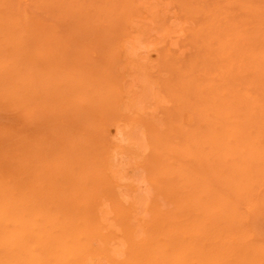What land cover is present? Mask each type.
<instances>
[{"label":"rangeland","instance_id":"374dc122","mask_svg":"<svg viewBox=\"0 0 264 264\" xmlns=\"http://www.w3.org/2000/svg\"><path fill=\"white\" fill-rule=\"evenodd\" d=\"M1 64L9 65V69L5 71L0 68V161L3 160L0 165L14 163L17 159L24 164L27 162L25 160H29V157L25 158L28 156L26 153H46L56 149L65 155L63 159L70 157L74 161L80 156L94 159L92 165L98 169L103 167L106 149H116L112 153V161L119 174L115 191L120 194L124 205L131 202L135 206L134 212L141 219H147L149 212L155 208L169 211L173 205H170L171 201L167 203L170 197L165 194L166 189L154 181L155 171L170 156L162 149L163 144L160 143L157 148L160 140L173 142L177 139L184 146L189 145L190 139L192 145L196 140L202 141V137L206 141L211 138L210 135L216 138L227 124L247 127L251 120L257 127L255 135L262 136L264 133V112L260 109L264 107V0H0ZM71 71H77L78 77H96L101 83L94 92L84 91L83 95L74 94L77 87L66 89L62 85L65 90L58 95L53 88H44L47 81L52 82ZM18 80L30 87V92L24 98L22 96L24 101L20 102L14 100L18 94L12 93V82ZM21 85L18 86L19 92ZM109 87L119 91L117 97L120 98H116V103L108 96L107 99L105 95L100 96L110 90ZM80 96L86 99L81 97L76 100L75 97ZM250 97H253L252 103L256 99L258 109L254 104L255 107L252 106ZM244 99L246 102L250 100L247 108L245 105V108H241ZM23 103H26V107ZM229 104L234 108L232 113L237 115L234 113V118H230L231 123H224L223 119L230 114ZM46 109L51 112L47 113ZM23 110H27V113ZM212 112V116L217 114L215 123L210 122L213 119L208 117ZM242 114L246 115L242 117ZM149 123H153L152 126ZM154 125L159 130L153 128ZM200 128L207 133V137ZM161 130H164V134ZM152 133H160V137L154 134L150 137ZM177 141L174 143L179 145ZM151 149L154 152L150 156ZM75 150L81 155L73 156L72 151ZM208 150L204 149L209 154ZM152 156L156 158L155 161ZM36 159L34 161H38ZM181 160L180 163L185 162ZM84 162L86 160L81 162L82 166ZM188 165L190 170H196V158L188 159ZM261 180L263 183L259 181L260 184H257V190H261L258 199L264 198V178ZM257 202L258 206L255 204L251 212L254 213H247L246 217L250 218L247 221H250L248 227L253 228L252 234L254 232L263 241L264 202ZM251 219H255V228L251 225Z\"/></svg>","mask_w":264,"mask_h":264},{"label":"bare ground","instance_id":"6f19581e","mask_svg":"<svg viewBox=\"0 0 264 264\" xmlns=\"http://www.w3.org/2000/svg\"><path fill=\"white\" fill-rule=\"evenodd\" d=\"M37 36L38 35H36V37ZM3 40L5 41V38ZM260 60L263 62V59ZM8 66L1 64L0 68H4L6 71L9 69ZM105 77L106 76H104V78ZM95 78L92 76L78 77L77 71H71V73H63L52 82L47 81L44 88L47 90L53 88L58 95L65 90L61 87L62 85L66 89L67 87H77L74 94L78 93V95H83L84 91H87L88 93L91 91L94 92L96 87L101 83V81L99 82ZM108 81L110 80H107V82ZM20 84H22L20 90L23 93L18 90ZM101 85L104 86L103 84ZM12 86V88H14V90L12 89V93L16 92L18 94L15 95L18 98L14 100H18L19 102L23 100L26 93L30 92L29 85L24 82L20 83V80L12 82ZM108 89L110 90L106 91L105 94L103 92V94L99 95L101 97H103L102 95H105V99H107L108 96V99H111L116 103L118 100L116 98L119 97H117L119 91L117 92V89L113 90V88L110 87ZM100 90H102L101 87ZM81 97L82 96L75 98L78 100L81 99ZM83 97H86V95ZM243 97L246 98L245 96ZM88 99H90V97H88ZM251 99L252 100L249 101L252 106H257L258 104H255L256 99L254 98L255 103H252L253 97ZM101 100L103 99L101 98ZM27 102V104L30 103L29 100ZM61 102H64V100ZM67 102L69 101L67 100ZM248 102L244 99L241 108H243L244 105L246 107ZM231 103L233 104V102ZM23 104H25L26 107V103ZM228 106L230 107V104ZM253 107L250 108L253 110ZM262 107L263 106L259 108L264 112V107L263 109ZM250 108H248V110H250ZM255 108L258 109V106ZM210 109H213V107ZM229 109L228 112H230V114L227 116L228 120L224 118V123L226 121L229 123L231 121L230 118L232 116L234 118V116L237 115L235 112V115L232 113L234 111L233 107H230ZM23 111H26L27 113V110ZM49 111H47V113ZM253 111L251 114L254 117L255 113ZM139 112L140 110L138 113ZM225 113L226 112H223L222 114ZM212 114L214 115L212 112L208 117L213 119L212 121L210 120V122L213 123L216 120H214V118L217 114L215 116H212ZM251 114L249 116H251ZM263 114L264 113H262V115ZM245 115L242 114V117ZM237 117L240 119L239 116ZM123 118L125 119V117ZM207 119L206 121H209ZM78 120L81 121V119ZM242 120L243 119L240 120V123H242ZM139 122L141 123V120H139ZM165 122L166 124L168 123L167 120ZM259 122L263 125L264 121L261 122L259 120ZM145 123L147 124V122ZM152 124L150 126H152ZM219 125L220 124H218V127ZM231 125L227 124L224 129H221L222 132H219L220 135L216 134L215 136L219 135L216 138H213L212 135H210L213 134V131H210L212 132L210 134L208 132L212 139L209 137L210 139L206 141L203 140L205 137L201 136L202 141L198 142L196 140V143H194L195 145L192 144L196 146V152L194 151V147L190 144V139H188L189 143H187L189 145L185 144L184 146L180 145L177 139L174 141H177L179 145L170 140H167L166 142H162V140H160V142L158 141L159 143L156 144V146L158 145L157 148H159L160 143L163 144L162 149H165L170 156H167L162 164V161L160 162L162 166L155 171L154 181L155 183H158L160 187L166 189L164 192L170 197L169 202L167 203H170L171 201L172 203H170V205H173L169 211H161L162 209L159 210V208L153 209L149 212L150 216L147 219H141L139 216L137 217L136 212H134L135 206L133 207L131 202L129 205H124L120 194L115 191V187L118 185L117 178L119 177V174L117 168L114 167L112 153L116 149L113 151L110 150L111 148L106 149L107 151L105 153L106 157L103 161V167L98 169L92 165L94 159H85L80 156L81 154L78 155V150H75L76 152L72 151V155H78L80 157H76L77 159L74 157L76 160L74 159V161H71L70 157H64L65 159H63L62 157L65 155L59 151H55V148L52 152L37 153L32 151L26 153L28 156L26 155L25 158L29 157V160H25L27 162L24 164H20L21 160L19 163L18 159L16 161L13 160L14 163L6 165L1 164L0 264H264V235L263 238L261 237L263 241H260V237H256L254 232L252 234L253 228L250 229V227H248L250 226V221L248 223L247 218L249 217H246L248 214L252 215L254 213L251 212L254 205L258 203L257 201H259L260 204L261 202H264V198L258 199L261 190H257V184H260L258 182H261V179L264 178V133L262 136L260 133V136L255 135L257 134L255 133V128L257 127H254L255 125H253L252 120L247 127L236 126V123L234 126ZM169 126L170 125H168V127ZM210 126L211 125H209L208 128H210ZM215 126L217 128L216 124ZM215 126H212V128H215ZM250 126L251 129L249 128ZM221 127L223 128V126ZM253 127L254 130L252 129ZM153 128L159 130L156 125H154ZM172 129L175 131L174 128ZM202 129L200 131H202ZM152 131L153 129L148 132L151 133ZM161 131L164 134V130ZM217 131L214 133H217ZM202 133L207 137V133L203 131ZM153 134L154 133L149 134V136L153 137ZM159 135H155V137H158ZM165 135H167V133ZM169 135L170 134L167 136ZM170 137L171 136H169V138ZM70 140L72 141L71 138ZM156 140H158V138H156ZM113 145H115V143ZM113 145L112 148L114 147ZM116 146L118 147V145ZM202 146L206 147L203 148ZM204 149H209L208 151H210V153L208 154ZM151 150L153 151H150V153L154 152V149ZM68 154H70V152ZM86 155L85 157L88 158ZM151 155L152 153L150 156ZM157 156H160V154ZM50 157L52 158L49 160L48 158ZM35 158H37L36 160L38 161H34ZM192 158H196V170L193 168L194 171L193 169L190 170V164L188 165V159L190 161ZM147 159L149 160L150 157ZM181 159L185 162L180 163ZM85 160V165L83 164L84 166H82L81 164ZM2 161L3 160L1 159L0 162ZM150 163H152L151 166L154 167L153 162ZM148 166L150 165L148 164ZM12 167L13 169L11 170ZM123 174L125 173H122V175ZM183 191L185 194H183ZM168 196L165 198L168 199ZM158 205H156V207ZM254 211L256 212L257 210ZM262 213L264 214V212ZM257 214L258 213L255 215ZM251 220V225L255 228V219ZM257 222H260V220ZM259 231L261 232L262 229H259Z\"/></svg>","mask_w":264,"mask_h":264}]
</instances>
